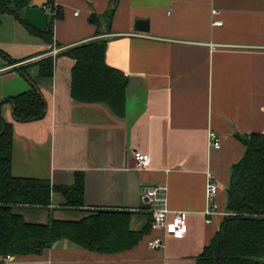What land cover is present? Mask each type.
<instances>
[{
  "label": "crops",
  "instance_id": "1",
  "mask_svg": "<svg viewBox=\"0 0 264 264\" xmlns=\"http://www.w3.org/2000/svg\"><path fill=\"white\" fill-rule=\"evenodd\" d=\"M112 4L30 0V6L44 8L47 21L51 7L61 10L51 23L60 51L99 37L101 30L105 62L128 81L122 117L106 104L75 101L74 61L60 55L51 82L36 85L44 115L17 121L8 99L32 87V63L49 44L11 15L0 17V116L13 129L12 175L45 179L54 187L72 186L80 172L84 184L80 208H68L51 190L49 206L17 211L40 224L78 221L93 210L125 211L131 212L130 229L139 230L150 222L143 187L166 185L168 209L187 212L185 235L166 237L163 247L151 249L147 242L162 231L150 229L134 247L112 254L61 239L39 254L10 256L0 264H196L225 217L231 166L245 149L242 139L264 133V0H117L108 18ZM138 20L148 22L147 32L136 29ZM209 130L219 148L208 146ZM137 150L149 154L148 169L136 168ZM207 172L215 176L219 205L209 223L202 214ZM60 212L77 218L57 217Z\"/></svg>",
  "mask_w": 264,
  "mask_h": 264
},
{
  "label": "trees",
  "instance_id": "2",
  "mask_svg": "<svg viewBox=\"0 0 264 264\" xmlns=\"http://www.w3.org/2000/svg\"><path fill=\"white\" fill-rule=\"evenodd\" d=\"M116 2L113 0L106 17H112ZM48 4L53 6L52 2ZM29 6L30 0H0V17L11 15L30 34L45 43H52L51 23L61 17V10L51 7L54 9L53 18L47 21L46 30L40 32L24 20V12ZM101 34V30H97L99 37L68 47L57 56L65 55L74 61L70 95L75 101L106 104L115 115L122 117L128 81L120 70L105 62L107 40ZM32 65L37 68L36 79L30 78L32 87L8 99L13 117L19 122L39 119L46 109L36 85L38 81L51 82L54 58L43 56ZM12 134V125L0 116V258L39 254L61 239L92 251L118 253L134 247L151 229L148 222L139 230H131V212L101 209L89 211L78 221L51 219L46 224L26 221L17 209L49 206L51 190L64 197L68 208L82 207L83 174L75 173L72 186L54 187L45 179L13 176ZM242 142L244 153L231 166L226 191V211L229 214L204 247L196 264H264V133H251Z\"/></svg>",
  "mask_w": 264,
  "mask_h": 264
},
{
  "label": "built area",
  "instance_id": "3",
  "mask_svg": "<svg viewBox=\"0 0 264 264\" xmlns=\"http://www.w3.org/2000/svg\"><path fill=\"white\" fill-rule=\"evenodd\" d=\"M54 13V11H53ZM215 14L216 10H212ZM221 21L214 22V25H220ZM214 47L215 45H210ZM60 48L54 45H49L48 52L44 55L35 57L40 59L43 56H51L55 58L60 52ZM207 143L209 147L219 148L220 143L214 131L209 130L207 133ZM133 159L136 168L139 170H146L150 165V156L148 153L141 151H134ZM218 185L215 176L212 172H207L206 186H205V207L202 212L205 217V222H211V217L219 213V205L217 203ZM141 199L145 204L144 210L150 215V226L153 230H161V237H154L147 242V246L151 249H159L163 247L164 239L169 236L183 237L186 229V211L171 212L167 206V187L166 185L145 186L141 191ZM169 214L172 217L169 218ZM227 211L223 215H228ZM10 256L1 257L0 261H9Z\"/></svg>",
  "mask_w": 264,
  "mask_h": 264
},
{
  "label": "water",
  "instance_id": "4",
  "mask_svg": "<svg viewBox=\"0 0 264 264\" xmlns=\"http://www.w3.org/2000/svg\"><path fill=\"white\" fill-rule=\"evenodd\" d=\"M48 14L41 7L29 6L24 12V20L40 32L46 30ZM136 29L141 32L148 31V22L145 20H138L136 22Z\"/></svg>",
  "mask_w": 264,
  "mask_h": 264
},
{
  "label": "rangeland",
  "instance_id": "5",
  "mask_svg": "<svg viewBox=\"0 0 264 264\" xmlns=\"http://www.w3.org/2000/svg\"><path fill=\"white\" fill-rule=\"evenodd\" d=\"M51 44L53 45L54 42L50 43L49 45H51ZM61 213H62V212L58 213V214H57V217H58V216H59V217L62 216V218H66V219H75V218H77V215L74 214V213H73V214H71V213H67V214L65 213V214H64V212H63L62 214H61ZM54 216L56 217V215H54ZM25 219H26V220H34V219H32L31 217H29L28 215L25 216ZM35 220H37V219H35ZM38 220H44V219H43V217H42V218H40V219H38Z\"/></svg>",
  "mask_w": 264,
  "mask_h": 264
}]
</instances>
